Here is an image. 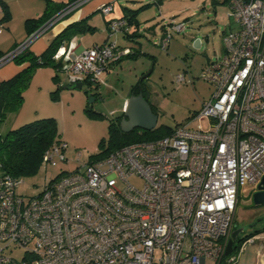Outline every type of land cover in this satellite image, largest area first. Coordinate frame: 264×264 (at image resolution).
<instances>
[{"label": "built area", "instance_id": "1", "mask_svg": "<svg viewBox=\"0 0 264 264\" xmlns=\"http://www.w3.org/2000/svg\"><path fill=\"white\" fill-rule=\"evenodd\" d=\"M84 1L30 32L0 57V66ZM228 7L236 27L223 33L222 52L202 68L199 77L210 84L211 96L188 121L100 158L82 162L77 151L76 169L62 171L33 196L17 192L21 177L0 173V264L221 263L240 187L264 177V0H228ZM100 9L107 14L112 6ZM164 26L162 49L184 23ZM108 27L110 33L127 30L123 18ZM129 52L110 42L78 53L61 46L54 58L62 60L69 81L93 83ZM176 81H186L185 74ZM66 147L53 142L42 165L66 162ZM132 177L141 178V186ZM260 237L264 232L244 238L237 253ZM17 248L20 259L10 253Z\"/></svg>", "mask_w": 264, "mask_h": 264}, {"label": "rangeland", "instance_id": "2", "mask_svg": "<svg viewBox=\"0 0 264 264\" xmlns=\"http://www.w3.org/2000/svg\"><path fill=\"white\" fill-rule=\"evenodd\" d=\"M155 1L119 0V4L132 9L150 3L136 13L141 27L138 42L121 39L132 51L138 47L145 54L141 53L137 58H123L113 70L103 72L98 87L94 82H83L81 89L65 88L69 83L65 70H58L52 65L39 66L33 71L21 105L7 113L0 124V133L5 134L36 119L53 118L57 139L67 144L65 155L68 160H59L55 166L41 165L34 175L21 177L17 187L19 194L36 195L46 182L62 171L75 170L78 165L75 160L77 151L82 153V162L96 157L103 145L108 144L109 123L123 115L125 99L127 102L130 89L138 80L144 81L145 99L157 115L156 127L175 128L188 121L210 98L212 88L199 76L207 61L222 52L223 33L236 27L228 15V3L213 0ZM169 21H182L184 29L173 33L167 48L162 49L159 46L162 35L159 25ZM153 22L158 23L153 28H146ZM87 36L89 40L100 43L103 38L98 33L93 37H90L91 34ZM196 38H200V48L194 47ZM181 73L185 74L186 81L177 82L176 75ZM130 182L138 187L142 184L139 177H132ZM255 187L250 184L240 187L234 211L233 226H244L246 234L264 228V203L254 204L252 200ZM251 245H247L242 252H236L233 261L224 257L221 264H254L256 252ZM10 253L20 259L23 250L17 248ZM206 264L215 262L208 259Z\"/></svg>", "mask_w": 264, "mask_h": 264}, {"label": "trees", "instance_id": "3", "mask_svg": "<svg viewBox=\"0 0 264 264\" xmlns=\"http://www.w3.org/2000/svg\"><path fill=\"white\" fill-rule=\"evenodd\" d=\"M73 1L75 0H68L66 3H60L56 5L53 4L51 0H46V12L43 16H39L32 20L29 33L34 31L37 27L44 23V21H46L55 12L61 10L68 4H71ZM159 1L160 0H156L155 2L158 3ZM213 1L219 3H228V0ZM149 4L150 3H146L141 5L137 9H131V13L125 15L128 19V22L133 23V21H136V13L138 9L146 7ZM81 31L82 27L80 26V22L70 23L51 40L48 46L40 54L36 55L32 51H30L29 48H26L13 59L16 64H27L9 78L0 79V124L6 118L8 112L16 110L21 105L24 99L23 92L30 82L33 71L37 67L52 65L58 70L62 68V60L55 59L54 53L70 38L72 33ZM138 53L139 52L137 50L136 52H129L126 55L134 56ZM3 54L5 53L0 52V57ZM83 82H87L88 84L92 83L89 81V79H84ZM142 82L143 80H138L131 87V93H138V91H140L138 87ZM94 83L95 87H98L99 78H97ZM122 116L123 115L117 116L115 120L109 123L108 144H104L102 150L97 153L96 157L94 158L103 157L110 151L125 144L162 137L169 134L173 130V128L169 127L161 128L155 126L151 130L133 128L128 132H124L120 128V120ZM56 135L57 127L55 124V120L50 117L30 121L15 129H10L5 134L0 133L1 172L9 173L16 177H26L37 173L40 166L42 165V155L45 149L53 142L59 140L57 139ZM233 228H236V226H233ZM258 231L259 230H254L253 232H249L242 236L239 235L236 243H234L235 247L233 252L230 255L224 257L228 258L229 256L236 253L240 242L247 236H252Z\"/></svg>", "mask_w": 264, "mask_h": 264}, {"label": "crops", "instance_id": "4", "mask_svg": "<svg viewBox=\"0 0 264 264\" xmlns=\"http://www.w3.org/2000/svg\"><path fill=\"white\" fill-rule=\"evenodd\" d=\"M51 1L53 4L57 5L60 3H66L68 0ZM118 2L119 0L84 1L83 3L72 9L67 15L58 20L44 34L31 42L28 47L29 50L36 55L40 54L48 46L51 40L68 24L73 22H80L82 31L72 33L70 38L62 45L65 49L70 50L74 53H78L84 48H88L93 45L114 42L116 47L120 50L128 48L130 49V52H136L138 50V54H145V52L141 51V49L138 47H134L132 51L131 47L129 46V48L128 46H125V41L121 40L122 38H124L127 41L133 40L135 42H138L137 36L141 35V27L139 25L140 22L138 21L137 17L136 21H133V23H129L127 17L125 16L126 14L131 13L130 10L132 8L127 5H121ZM0 3H2L3 5V9L2 11H0V52L7 53L27 38V36L29 35V29L32 20L44 15V13L46 12L47 3L46 0H0ZM105 4H110L112 6V10L107 14L103 13L100 9ZM57 12H55L53 15H55ZM52 16H50L48 19H50ZM117 18H123L126 21L127 30L122 29L110 33L108 27L109 21ZM155 23L153 22L146 28H153V25ZM164 27L165 26L163 23L159 25L162 35L164 32ZM95 33L103 36L101 43L88 39L87 35L91 34L90 37H93L92 35ZM162 35L160 37H162ZM138 54L134 56H127L126 54L122 55L119 60L111 63L104 72L113 70L118 64H120L123 58H137ZM26 64L27 63L16 64L13 60L2 64L0 66V79L9 78L10 76L21 70L24 66H26ZM65 78L67 81H69L68 75H65ZM130 93L131 89L129 94ZM125 103L126 99L124 104ZM258 232H264V229H260ZM251 246L255 249L256 252V260L254 264H264V256H262V254H264V237L258 238L256 242Z\"/></svg>", "mask_w": 264, "mask_h": 264}, {"label": "water", "instance_id": "5", "mask_svg": "<svg viewBox=\"0 0 264 264\" xmlns=\"http://www.w3.org/2000/svg\"><path fill=\"white\" fill-rule=\"evenodd\" d=\"M200 38L194 40V47L200 48ZM83 82L69 81L65 88L81 89ZM157 115L152 110L151 105L144 98L142 91L138 93H131L127 99L123 116L120 120V128L124 132H128L133 128H141L144 130H151L156 126ZM254 204L264 203V177L256 184V191L252 194ZM245 230V227L233 228L228 239L225 256L230 255L234 250V243H236L238 236Z\"/></svg>", "mask_w": 264, "mask_h": 264}, {"label": "flooded vegetation", "instance_id": "6", "mask_svg": "<svg viewBox=\"0 0 264 264\" xmlns=\"http://www.w3.org/2000/svg\"><path fill=\"white\" fill-rule=\"evenodd\" d=\"M142 83H143V85H142ZM142 83H140L138 89L141 90L142 93H144V90H145L144 81H143ZM255 191H256V187L254 188L253 192H255ZM232 229H233V228H232ZM244 234H246V233H245V230L240 234V236H242V235H244Z\"/></svg>", "mask_w": 264, "mask_h": 264}]
</instances>
